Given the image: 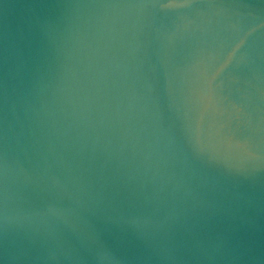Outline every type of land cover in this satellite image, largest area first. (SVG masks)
<instances>
[{"label":"water","instance_id":"1","mask_svg":"<svg viewBox=\"0 0 264 264\" xmlns=\"http://www.w3.org/2000/svg\"><path fill=\"white\" fill-rule=\"evenodd\" d=\"M0 264H264V0H0Z\"/></svg>","mask_w":264,"mask_h":264}]
</instances>
